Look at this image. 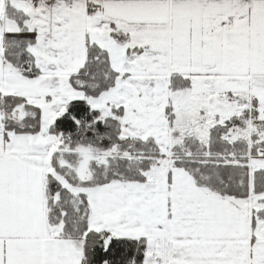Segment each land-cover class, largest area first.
Returning a JSON list of instances; mask_svg holds the SVG:
<instances>
[{
	"label": "snow or ice",
	"instance_id": "6c2138e0",
	"mask_svg": "<svg viewBox=\"0 0 264 264\" xmlns=\"http://www.w3.org/2000/svg\"><path fill=\"white\" fill-rule=\"evenodd\" d=\"M0 264H264V0H0Z\"/></svg>",
	"mask_w": 264,
	"mask_h": 264
}]
</instances>
